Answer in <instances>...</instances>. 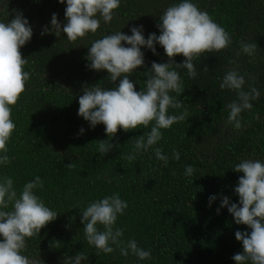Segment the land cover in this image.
Returning <instances> with one entry per match:
<instances>
[{"label": "trees", "instance_id": "trees-1", "mask_svg": "<svg viewBox=\"0 0 264 264\" xmlns=\"http://www.w3.org/2000/svg\"><path fill=\"white\" fill-rule=\"evenodd\" d=\"M179 2L182 0H121L109 24L101 20L94 35L89 33L70 43L62 31L57 37L50 23L53 14L62 26L67 23L66 0L63 4L59 0H0V21H10L17 10L33 30L31 40L20 48L28 60L24 70L31 76L12 109L16 130L7 147L10 159H14L7 166L0 165V177L10 176L19 192L39 176L44 186L35 193L58 213L39 235L27 240L24 254L38 264H66L79 252L87 256L81 264H236L232 257L243 252L235 233H250L251 229L237 225L221 202L228 197L230 204H239L235 187L243 173L233 170L235 164L244 159L264 162V0H192L225 28L232 43L195 59L194 79L188 77L187 69L173 66L184 91L170 95L183 106L168 111L173 115L187 109L188 116L162 129L163 138L135 154L134 161L125 157L133 154L135 140L150 127L129 132L120 129L109 140L103 124L92 128L78 115L85 86L110 90L120 79L111 83L106 70L88 67L92 41L116 31L131 35V28L139 26H143L145 39L152 33L159 36V17ZM45 27L50 31L41 35ZM241 42L256 43V55L243 54ZM155 48L156 54L141 48L144 65L129 76L136 91L145 87V74L153 62H169L163 47L156 44ZM172 59L182 64L185 57L181 54ZM205 66L208 71H204ZM231 69L245 75V90L253 83L249 74L254 76V86L260 92L252 109L241 113L240 129L227 124L226 105L237 99V93L219 86ZM99 141H108L112 150L100 154ZM156 148L168 157L167 163L157 160ZM173 150L179 153L178 160ZM70 163L75 165L71 170L66 167ZM188 165L195 169L192 176L184 175ZM117 193L128 204L115 225L123 229L121 240L126 244L135 239L139 247L151 251L150 259L140 260L131 252L122 256L118 248L97 256L96 249L87 243L80 208ZM213 195L216 199L209 205Z\"/></svg>", "mask_w": 264, "mask_h": 264}, {"label": "clouds", "instance_id": "clouds-1", "mask_svg": "<svg viewBox=\"0 0 264 264\" xmlns=\"http://www.w3.org/2000/svg\"><path fill=\"white\" fill-rule=\"evenodd\" d=\"M59 2L63 4L65 0ZM66 4L67 23L62 26L57 15L53 14L51 31L57 37L62 31L72 43L85 38L89 33L94 35L101 26V20L109 24L116 16L115 10L119 9L121 0H66ZM14 11V18L10 21H0V165L3 166L9 165L11 159H14H10L7 147L16 130V124L11 118L12 109L25 92L31 76L30 72L24 70L28 60L23 58L20 48L31 40L33 30L22 12ZM159 20V36L152 33L145 39L143 26L132 27L131 35L116 31L92 41L87 55L90 69L106 70L111 83L120 79L118 86L110 90L99 85L85 86L78 101V115L88 121L92 128L103 124L109 140L120 129L129 132L141 126L145 129L150 127V131L135 140L133 154L125 157L130 162L136 159L135 154L147 151L163 138L162 129H169L188 116L187 109L173 115L168 111L169 108L180 109L183 106L180 100L170 95L173 92L180 95L184 91L180 74L173 66L187 69L188 77L194 79L197 75L193 63L195 59L206 52L224 50L232 43L225 28L192 0H182L167 7ZM49 31L45 27L41 35ZM156 44L163 47L169 62H153L145 74V87L136 91L129 76L144 65L141 48L147 47L156 54ZM240 50L248 57H254L257 44L241 42ZM181 54L185 57L184 62L175 64L172 58ZM204 71H208L207 66ZM249 79L253 83L245 90V75L231 69L224 74L219 85L221 89L237 93V99L226 105L229 110L227 124L235 129L242 127L241 113L251 110L252 101L260 97L259 90L254 86L255 77L249 74ZM83 132L81 128L80 133ZM112 148L113 145L108 141H99L100 154L105 155ZM155 156L157 160L165 163L168 161L161 148L155 149ZM173 157L179 159V153L175 150ZM66 167L71 170L75 165L70 163ZM233 170L243 173L235 187L239 204H230L229 198L223 197L221 207L227 206L234 222L248 226L251 232L236 231L235 237L242 242L243 252L235 254L232 259L236 264H264V162L244 159L235 164ZM194 171V167L188 165L184 175L192 176ZM43 186L44 182L36 176L17 192L10 176L0 177V264H38L24 254L27 240L39 235L41 229L58 216L35 193L36 189L42 190ZM215 199V195L210 196L209 205ZM127 207V202L118 193L90 202L86 207H79L84 237L96 249L97 256L101 252L111 254L118 248L125 257L131 252L140 260L151 258V251L139 247L135 239H129L126 244L121 240L123 229L115 225L118 216L123 215ZM219 211L218 208L217 213ZM84 260H87V256L79 252L74 258H68L66 264H81Z\"/></svg>", "mask_w": 264, "mask_h": 264}]
</instances>
